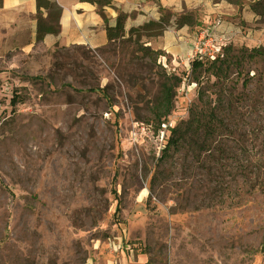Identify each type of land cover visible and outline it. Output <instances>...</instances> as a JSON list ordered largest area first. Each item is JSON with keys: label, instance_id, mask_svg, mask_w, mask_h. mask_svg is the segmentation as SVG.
Here are the masks:
<instances>
[{"label": "rangeland", "instance_id": "374dc122", "mask_svg": "<svg viewBox=\"0 0 264 264\" xmlns=\"http://www.w3.org/2000/svg\"><path fill=\"white\" fill-rule=\"evenodd\" d=\"M194 4L0 57V264H264V50Z\"/></svg>", "mask_w": 264, "mask_h": 264}, {"label": "crops", "instance_id": "0c3cea01", "mask_svg": "<svg viewBox=\"0 0 264 264\" xmlns=\"http://www.w3.org/2000/svg\"><path fill=\"white\" fill-rule=\"evenodd\" d=\"M55 4L61 14L58 33L46 34L37 41L38 7L36 0H1L0 6V57L15 53L29 57L37 48L86 46L93 50L107 47L109 29L113 30L119 18L126 16L125 30L140 28L161 17L160 8L181 10L197 0H111L107 6L81 0H47ZM199 2L203 0H198ZM261 2V5L257 3ZM209 4L206 14L220 20L219 32L240 47L264 50V0H205ZM52 10L40 9L43 23L50 25ZM47 26V27H48ZM46 25L42 24V31ZM184 27L180 32H166L163 42L151 38L148 47L170 51L172 59L191 54L194 36ZM153 39V41H152Z\"/></svg>", "mask_w": 264, "mask_h": 264}, {"label": "trees", "instance_id": "16d2710c", "mask_svg": "<svg viewBox=\"0 0 264 264\" xmlns=\"http://www.w3.org/2000/svg\"><path fill=\"white\" fill-rule=\"evenodd\" d=\"M36 1H37V7H38V17L37 18H38V24H39L37 41H42L46 34H57L59 32L57 29L58 28L57 24L59 21L61 10L55 4H53L47 0H36ZM81 1L86 2V3L96 4L99 6H107V5L111 4V0H81ZM257 4L261 5V2H258ZM41 8H44L47 10H49V9L52 10L51 20H50L49 26L47 23H45V24L43 23V20H42L41 15H40V9ZM120 19H122V17H120L119 20ZM119 20H118V22H119ZM42 24L46 25L44 31H42ZM111 32H112V29L111 30L109 29L110 41H113V38L111 37ZM12 104L13 105L17 104L16 97L13 98Z\"/></svg>", "mask_w": 264, "mask_h": 264}, {"label": "built area", "instance_id": "2783aa9c", "mask_svg": "<svg viewBox=\"0 0 264 264\" xmlns=\"http://www.w3.org/2000/svg\"><path fill=\"white\" fill-rule=\"evenodd\" d=\"M212 43H213L212 37L210 38L207 37V39L200 38V41H198V43L194 47L195 54L198 55L200 59H203L207 56V55L204 56L205 51L211 48V51L214 54L212 56H207V60H210V61L214 60L216 56H218L220 48H218V44H215L214 46H212ZM205 47H208V48L205 49Z\"/></svg>", "mask_w": 264, "mask_h": 264}]
</instances>
